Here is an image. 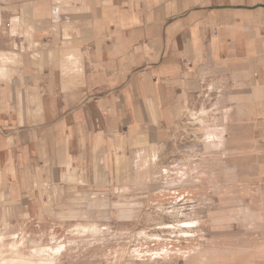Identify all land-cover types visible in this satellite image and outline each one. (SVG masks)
<instances>
[{"label":"crops","instance_id":"crops-1","mask_svg":"<svg viewBox=\"0 0 264 264\" xmlns=\"http://www.w3.org/2000/svg\"><path fill=\"white\" fill-rule=\"evenodd\" d=\"M0 5V204L43 219L194 157L264 236V0Z\"/></svg>","mask_w":264,"mask_h":264},{"label":"rangeland","instance_id":"rangeland-1","mask_svg":"<svg viewBox=\"0 0 264 264\" xmlns=\"http://www.w3.org/2000/svg\"><path fill=\"white\" fill-rule=\"evenodd\" d=\"M190 158L161 168L150 187L128 178L116 189H88L82 201L55 203L43 219L23 218L24 205L0 204V264L264 263V236L244 194L228 202Z\"/></svg>","mask_w":264,"mask_h":264},{"label":"bare ground","instance_id":"bare-ground-1","mask_svg":"<svg viewBox=\"0 0 264 264\" xmlns=\"http://www.w3.org/2000/svg\"><path fill=\"white\" fill-rule=\"evenodd\" d=\"M2 62H3V61H2ZM179 225H180V224H179ZM183 225H189V223H188V222H187V223H186V222H184V224H183ZM138 253H139V252H138ZM16 257H17V256H16Z\"/></svg>","mask_w":264,"mask_h":264}]
</instances>
